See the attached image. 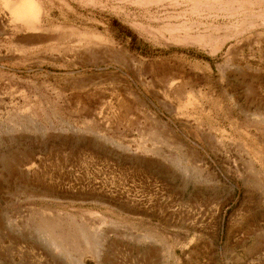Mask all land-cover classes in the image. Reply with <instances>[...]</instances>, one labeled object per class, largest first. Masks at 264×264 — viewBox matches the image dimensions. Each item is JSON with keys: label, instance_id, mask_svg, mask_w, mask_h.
Instances as JSON below:
<instances>
[{"label": "rangeland", "instance_id": "obj_1", "mask_svg": "<svg viewBox=\"0 0 264 264\" xmlns=\"http://www.w3.org/2000/svg\"><path fill=\"white\" fill-rule=\"evenodd\" d=\"M26 1L0 0V264H145V227L159 263L264 264V0Z\"/></svg>", "mask_w": 264, "mask_h": 264}, {"label": "crops", "instance_id": "obj_2", "mask_svg": "<svg viewBox=\"0 0 264 264\" xmlns=\"http://www.w3.org/2000/svg\"><path fill=\"white\" fill-rule=\"evenodd\" d=\"M145 264H168L165 262L158 261L157 255L163 254L164 247L162 246L159 238H152L146 236L147 228L145 227ZM154 256L157 259L150 261L151 256Z\"/></svg>", "mask_w": 264, "mask_h": 264}, {"label": "bare ground", "instance_id": "obj_3", "mask_svg": "<svg viewBox=\"0 0 264 264\" xmlns=\"http://www.w3.org/2000/svg\"><path fill=\"white\" fill-rule=\"evenodd\" d=\"M22 1V0H21ZM28 1V0H27ZM26 1V2H27ZM259 1V0H258ZM18 2V1H17ZM30 3V2H29ZM255 3H257V2H255ZM261 3H263V2H261ZM15 4V3H14ZM27 4L28 3H22V2H20L19 4H17L16 3V5L13 7V9H15V10H22V9H25L24 11H26L27 9H28V6H27ZM246 4V3H245ZM251 4V3H250ZM260 4V3H259ZM30 5H32L31 3H30ZM252 7V6H251ZM10 8V7H9ZM29 9H30V7H29ZM241 9V8H240ZM32 10V9H31ZM31 10H29V11H27V13L29 14V12L31 11ZM227 10V9H226ZM22 12V11H21ZM24 12H22V14H23ZM30 15V14H29ZM250 25V24H249ZM237 32V31H236ZM240 32V31H239ZM231 33V32H230ZM198 36V35H197ZM209 36V35H208ZM197 37L195 36V39H196ZM227 39V38H226ZM197 40V39H196ZM29 41V40H28ZM216 47V46H215ZM213 53H215V52H213ZM117 61V60H116ZM122 61V60H121ZM73 85H75L74 83H73ZM80 86V85H79ZM160 130V129H159ZM150 137V136H149ZM6 160V159H5ZM14 160V159H13ZM12 160V161H13ZM10 163H11V161H10ZM15 165H17V164H15ZM3 167V166H2ZM14 167V166H13ZM8 169V168H7ZM6 169V170H7ZM10 169V168H9ZM8 169V170H9ZM14 169V168H13ZM16 169V168H15ZM9 172H11V171H9ZM8 176H9V174H8Z\"/></svg>", "mask_w": 264, "mask_h": 264}]
</instances>
